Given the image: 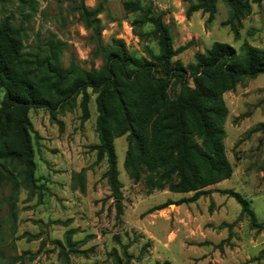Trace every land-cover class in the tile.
<instances>
[{
  "label": "rangeland",
  "instance_id": "rangeland-1",
  "mask_svg": "<svg viewBox=\"0 0 264 264\" xmlns=\"http://www.w3.org/2000/svg\"><path fill=\"white\" fill-rule=\"evenodd\" d=\"M125 1L85 0L90 7L103 5L104 46L117 39L136 56H147L148 50L158 55L154 26L137 20L162 12L174 48L186 46L172 61L185 66L215 42L238 52L243 44L264 48V0L238 21L219 2L210 22L202 11L187 15L194 0H140L142 12L127 11ZM72 6L70 0H0V20L18 28L23 55L31 62L48 54L52 40L61 65L99 69L103 57L95 53L91 32ZM34 67L28 68L41 84L45 75ZM179 91V83L172 82L170 95ZM96 96L88 88L54 110H30L36 181L34 186L24 182L18 161L5 163L18 187L0 189V264H264V230L251 225L229 193H240L257 221L264 222V73L241 77L224 93V145L233 174L205 187L191 202L182 200L193 192L150 191L145 178L134 181L124 164L128 133H117L118 209L105 176L107 159L95 148Z\"/></svg>",
  "mask_w": 264,
  "mask_h": 264
},
{
  "label": "trees",
  "instance_id": "trees-1",
  "mask_svg": "<svg viewBox=\"0 0 264 264\" xmlns=\"http://www.w3.org/2000/svg\"><path fill=\"white\" fill-rule=\"evenodd\" d=\"M84 27L91 32L95 53L103 57L99 69L88 70L76 62L61 65L58 44L48 42V54L34 61L23 55V41L17 27L0 20V189L18 187L17 179L6 162L18 161L27 185L34 186L36 164L30 136L29 112L35 108L56 109L90 88L97 93L98 116L95 146L99 158L106 157L105 172L111 195L122 207V182L117 170L114 137L128 133L125 167L134 181L145 178L150 191L193 192L182 202L194 201L203 189L228 179L233 166L227 157L224 124L228 108L223 95L241 77L264 73V48L243 44L238 52L233 46L215 42L211 48L195 54L194 62L183 65L173 57L186 49L174 48L170 26L163 13L142 15L137 23H151L158 34L160 52L148 50L147 56L132 54L123 41L114 39L104 46L99 14L103 5L87 6L85 0H70ZM262 0H194L187 15L196 11L214 19L218 3L224 2L231 17L238 21ZM129 12H142L140 0H127ZM44 73L38 84L29 64ZM178 82L180 91L171 96L169 88ZM87 102V96H85ZM229 193L242 207L255 228L257 221L249 201L238 192ZM165 261L162 264H169ZM121 264V263H120ZM128 264V263H127ZM161 264V263H157Z\"/></svg>",
  "mask_w": 264,
  "mask_h": 264
}]
</instances>
